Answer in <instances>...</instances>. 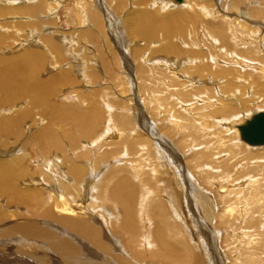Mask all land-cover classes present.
Here are the masks:
<instances>
[{"label": "rangeland", "instance_id": "1", "mask_svg": "<svg viewBox=\"0 0 264 264\" xmlns=\"http://www.w3.org/2000/svg\"><path fill=\"white\" fill-rule=\"evenodd\" d=\"M39 1L40 0H30V1H25V3L19 2L17 4L25 6L28 3L29 4H31V3L32 4H34V3L38 4ZM48 1L51 2L52 0H48ZM48 1H46V2L49 3ZM79 1L80 0H55L54 1L55 5L52 7V10L48 11L49 15H48V13L44 14L45 12L37 15V27H33V26L29 25V22L31 20H34L33 17H30L29 18L30 20H29L28 18H26V16H21V15L17 14V15H12V16L11 15L4 16V17L2 16L0 18V24L4 25L3 26L4 30H2V29H0V30L4 31V34L6 35V37L4 39L5 41L3 42V45L0 46V57H2V56H4V57L16 56V55L24 52L25 49L30 50V49L37 47V52H39L42 55V66H40L42 68L37 69V70H39V71H37V73H38L37 81H39L43 85H47L48 83H51L53 85V89H54V90H52V95L51 96L49 95L47 97L48 100L47 101L45 100L41 104H40V102L32 104L31 97L29 95L27 96V94L19 97V100H18L19 102L15 103V104L11 103L12 102L11 100H14V99L5 100V99H3L2 95H0V118L3 117L2 115H6V116H4L5 119L4 118L0 119V122L3 119L6 120V119H10V118H16L18 116L23 117V118L21 117V119L18 121L19 125L15 124L14 126H12V128L10 127L8 129L9 131L5 128H2L3 130L2 129L0 130V153L2 152V154H0V164L1 165L7 164L11 167V170L9 171L8 176H7L8 178L4 179V181L6 182V184H5L6 188L3 189V187L0 186V188H1L0 193L1 194H2L3 190H5V191L7 190L6 192H8V194H9V196L8 195L6 196L5 191H4L3 195L0 194V216H1V221H2V222L0 221V226L2 225V227L0 229V248L3 247V249H4L3 251L5 253L4 255L20 256L22 258H30L29 260H34V262L36 260L35 263H37V260H41V258L43 257L41 260V261L44 260L43 264H49V261H50V264H60V263L62 264L63 262H64L63 264H65V261H64L63 257L61 258V255L54 254V252H52L50 249L49 250L46 249L47 251L46 250L44 251L45 248L43 247V245L44 246H47V245L42 244L41 243L42 239L40 237L36 236V235H38L36 228L37 227L39 228V225H40L39 222H37V219L41 218V217L44 218V216L41 215V214H44V213H42V212H44L43 209H45V212H46V209H49L50 211L55 209L54 205L52 206V204H54V201H55L53 199L54 198L53 196L58 193L57 191L62 192V193L67 191L68 194L70 193L68 195L69 200L71 202L75 201L74 203H77V204H78V200H80L79 198L82 196V194L84 192H86L84 194V196H82L80 201L83 200V203H84L86 198H90L89 202H91V203H89L88 199H86L87 201L85 202V204H86L85 206L88 205L87 202L89 203V205L92 204V207L91 206L90 207L92 209H94L93 211L91 210V212H93L92 213L93 216L95 215V217H96V215L99 212H101V215L104 213L112 214V211L110 212L109 206L111 205L113 200L111 199V202L106 200L103 203L99 197L102 194H104V192H101V189L105 188V185L109 189V187L114 185L111 182L115 181V179H116L115 184H116V182L120 183L121 180H122L121 182H125V183L127 182V184H131V183L134 184L132 187H134V189H137L136 194L139 192L138 190L144 191L145 190L144 186L149 187V188L152 187L151 191L148 190L149 194L146 197L147 200L146 199H145L146 201L144 200L145 201L144 205L146 204L145 205L146 206L145 211L146 212L148 211L147 214L149 213L150 216H149V214L147 215L146 212H144V214H142L143 217L139 220L140 226L141 225L143 226V224L147 221V219H148V222H146V225L149 224L152 227H154L155 223H158V224L162 223L161 225L163 227V230L167 233L169 244H173V243H176L177 241H179L181 239L180 238L181 235L179 236V234L177 235V233L179 232L180 228H183L182 221L174 215L173 207L167 205V202L162 195L163 194L162 191L168 190L169 185H167L166 180L168 181L169 184L174 186V190L176 193H178V190L180 191V188H178L179 183L177 180V178H178L177 176L180 175L177 172V171H179V170H177L179 167L177 169H175L177 166H176V164H174L171 166L172 169L170 171V167L168 165H165V163H164V158H162L164 156L161 157V155H163V154L160 155V159L153 160V159H155L154 158V156H155L154 155V149H152L153 146L149 147V148L147 147L148 145H152L151 143L154 142L153 140H151L152 138H150L149 140H147V139L142 140V139H139L140 136H138V134H136V132H135V134H132L133 129H138L139 130L138 132H143V133L146 132L147 133V131H148L147 129L150 130L151 128H154V131L157 130L156 133H160V131L163 132V134L162 133H160V134L161 135L165 134L166 137L168 139H170L169 141L174 143L173 147H175L177 152H179V154H181L182 159L184 157L183 161L186 159L185 161H186L187 165L185 163V168L187 166V168H186L187 172L190 171L189 172V175L191 174L190 180L191 179L195 180V182H197V184L201 188L204 187L206 189L205 191H207V193L210 191L208 194H209L210 198H212V199L209 198L210 201H208L209 203L207 205H209L210 207L213 205L211 207L212 209H211V213L209 215L212 217L207 218L206 217L207 214L205 215L204 211L201 212V216H203L205 222L204 221H203L204 223L200 222V224L203 227V229L206 228L205 230H207L206 234H207V236L209 235L208 236L209 240H211V237H212V239H214L213 243H215V244H213V247L215 249L217 246L218 249L216 248L215 251L213 249V251L216 255L214 253L213 254L216 256V258H218L217 260H219V261L223 260V264H230L231 260L229 258L231 257L230 252H231L232 248H230L231 244L228 243L227 239L229 237H231V233L226 231V229H228V228L226 227L227 223L225 222V217L223 215V210H222V207H224L223 203H222L223 201L220 198L219 194L216 191L212 190L213 187L211 185H209L208 178L206 176H205V178H203V176H201L199 174L200 171L198 172V169L194 168L195 166H193L195 164V161H194L195 158H194L193 154H194V151L196 148L195 146L197 145V142L195 143V141H192V143H191L187 139L183 138L182 137L183 133H182V136H179V135L176 136L175 132H177V128L173 129V131H172V128L177 127V126H175L176 124L173 123L174 119H176V118H174L172 121L170 120V118L172 115L177 114V112L179 110L182 111L184 106H187V105L192 106L193 105L192 103L195 101H196L195 104L197 103V101L201 102V99H204L202 95L208 96L210 98L215 97L216 91L211 92L212 94L209 92H205V91L208 90L209 88H211L212 86L219 85V83H217V82L210 83L209 79L207 78L208 71L203 69V72H206V73L201 75L199 73L197 65H196L198 63L193 64L192 62L190 63V61H188V59L194 58L193 54H192L195 51L194 48L199 50V52L204 56V62L205 63L207 62L209 64L208 68L211 67L214 72L220 71L221 68H223L222 66H224V67H228V66L230 67L231 66L235 69V70L232 69V70H229L228 72L227 71L226 72H227V76L231 77L230 83L231 84L235 83V86L238 87V89H237L238 92L236 91V93H233V90H231V92H229V94H225L230 99V101H234V102L237 101L235 103L236 104L235 111L240 110V109L244 110V111H247L249 109L253 110L256 106L258 107L260 102H262L263 95L259 97L258 92L256 90H255V93H257L259 98H255L253 96L252 87H251L252 85L250 86V84L253 82H251V81H253V79H254V82L257 80L260 82V80L257 79V77L255 75H253L254 72L249 71L250 70L249 67L250 66L252 67L251 64L256 65L257 62L264 63L263 62L264 61V57H263L264 56L263 55L264 46L263 45H262L263 47L261 46V49L263 50V52L261 54L259 52H256V51L253 54V52H250V50L245 49L242 45L239 46V48H238L237 44L240 42V40L246 39L249 32L248 31H245L246 33L242 32L240 34V38H239V36H237V37L234 36L233 35V27L230 26V24L227 23L228 21L224 18L229 17V16H232V17L236 16V13H234V14L229 13L230 10L231 11L234 10V9H231L232 8L231 2L235 1V4L239 7H241V9L243 7H245V8H243L242 13H240L241 15L245 14L246 12H247L246 14H248V15L250 13L253 14L252 18H250V17H248V15H246L245 16L246 19L244 18L243 15L242 16L240 15V17L242 19L244 18L245 21H247V22H248V20L249 21L251 20V22H255L256 20L264 22V13H258L256 11L257 8L258 9L261 8V10L264 11V0H205V2L208 1L210 4L212 3L211 7L215 8V10L217 9L219 11V12L218 11H216V12H218L220 14V16H218V18L215 19L214 21H213V18L211 16L202 15V13L200 15H198L196 20H186V19H183L181 17L182 13L179 14V12H178V14H177V11H178L177 9H175V10L171 9V8H162L161 9L157 6V4L150 3L149 0H125L126 5L124 3H121V2L119 3L118 0H85L89 4L92 3L91 5L95 9L91 8V11L93 10V12L90 13L91 16L89 14L86 24H82V25H80L81 23L79 22V20H77L78 19L77 13L79 11V7H78L77 3ZM192 1H196V0H192ZM252 1H256L258 4H256V3L253 4ZM223 5H224V7H223ZM48 6L49 5H46V8ZM17 7H20V6H17ZM106 7H108L109 9ZM80 10H81V8H80ZM185 10L187 11L188 8ZM226 10H228L229 12L227 13ZM50 13H51V15H50ZM140 13L150 14L151 16H154L157 19L160 18L163 21H168V17L170 15H176V17H174L173 19H171L169 21V24L176 22V21H179L181 28L178 30H174L173 34L170 36H167L162 30L157 31L155 33V35L151 38L147 37L146 35L143 36L141 33L138 32L136 26L134 25V22L137 21V18L139 17ZM254 19H256V20L254 21ZM20 21H23V22L26 21L25 24H27V25L25 27H19V25H17V24ZM38 21H42L45 24L40 25V23H39V26H38ZM90 21H92V22H90ZM212 22L216 25L215 29H213ZM235 25L237 27L240 26L239 24H235ZM254 25H257V24H254ZM220 26H221V28H220ZM217 27H219V29H216ZM87 28H89V30ZM84 30H87V32H85ZM224 30H225V32H224ZM212 31L215 33H212ZM231 32H232V34H231ZM223 33H225V35H222ZM216 34L218 35V37L219 36L220 37L218 38ZM120 35L122 36V38ZM215 35H216V38L218 40L217 44H215V42H214ZM221 35L224 37H221ZM249 35L247 37L248 39H249ZM92 36H94V37H92ZM226 36H228V37H226ZM83 37H85V39H87V40H84ZM225 38H226V40H224ZM71 39H73V40H71ZM222 39H223V41H222ZM47 40H50L52 43L56 44L57 45L56 48L52 47L51 46L52 44L50 45L47 42ZM193 40H194V43L191 42ZM122 41H123V43H122ZM189 41H190V43H189ZM124 43H125V45H124ZM218 43H220V44H218ZM223 43H224V45H222ZM228 44H230L231 46L234 45V47L233 46L231 47ZM239 44H241V42ZM169 45L176 47L179 54L177 55L174 53H170L166 49V47ZM241 47H243L244 50L241 49ZM216 49H218V50H216ZM224 50L228 54L230 53L229 56L226 55L227 53ZM238 51H240L241 53L240 52L238 53ZM247 51H249V52H247ZM224 52H225V54H224ZM237 53H238V55L245 54V55H243L244 57H249V59H254V60L257 59V60L255 62H250V63L248 62L249 63V64L247 63L248 65L242 64V66L246 67V68H242V66H241L240 67L241 69H240V68L236 67V66H238V64L234 65V63H237V62L239 63L241 61V59H239V58L235 59L237 57ZM251 53H252V55H251ZM232 54H233V59H232ZM246 54H247V56H246ZM222 55H223V57H222ZM209 56L210 57L213 56L214 58H210ZM150 57H152V58H150ZM176 58H178L180 60V63H182V65L180 63H179L180 65L178 64L179 67L182 66L181 68H178L179 73H177V74L179 77L178 76L174 77L173 72L175 71V69H170V68H167V66H166V63H169L170 61H174ZM229 58H231V59H229ZM215 59H217V60H215ZM230 60H232V61H230ZM233 60H237V61L234 62ZM187 62H189V64ZM184 63H187V65H189V66L186 67V64H184ZM216 63L221 65V66L216 65ZM144 68H145V70H143ZM146 68L149 71H147ZM182 68H183V70H181ZM236 68L239 69V71H240L239 73H243V71L246 72V73L244 72V75H247V78H248L247 82L249 85L247 84V86H245L242 84L243 88H239V86L241 85L240 79L238 81V78L236 79V77H232V76H236L238 74V72L236 71ZM153 69L155 72L153 71ZM189 69L192 70L191 71L192 73L191 72L188 73L190 75L187 74V71ZM176 71H177V68H176ZM89 72H90V74H89ZM247 72H249V73H247ZM125 73H126V76H125ZM127 73H128V75H127ZM147 73H149L148 74L149 77L146 76ZM162 74H164V78H162L163 77ZM249 74H250V77H248ZM87 75H89V76L91 75V77H89ZM151 75H153V76H151ZM158 75H160L159 78H158ZM252 75H253V79H251ZM128 76H129V80H128L129 83L126 80V79H128L127 78ZM182 76H183V78H182ZM160 77L162 78V80L164 79L163 80L164 82L160 81V79H161ZM166 77H168V79H166ZM143 78H145V79H143ZM181 78H182V80H180ZM249 78L251 81H249ZM152 79H153V81H154V79L156 80L155 81L156 84H155V82L152 83L153 82ZM169 79H171V81L173 80L172 81L173 83L172 82L168 83V82H170ZM194 79H196V80H194ZM223 80H224V78L222 79V81ZM157 82L158 83L161 82V84H158ZM151 83H152V88L150 87ZM255 83H253V84H255ZM153 84L156 85V87ZM178 84H179V86H178ZM261 84L264 85V83H261ZM163 86H166V87H163ZM147 87H148V89H147ZM172 87H174L175 89ZM246 87L248 88V89H246L247 91H245ZM149 88H151V89L154 88L153 89V90H155L154 92H156V91H158V92L154 93L153 90L151 91ZM176 88H178V89H176ZM183 88H185V90H186L185 92H189V93H184ZM167 89L168 90L172 89L171 91H173V96L171 95L172 92L168 91ZM163 90H164V92H163ZM174 90H175L176 94H175ZM197 91H198V93H196ZM149 92H153L154 94L149 93ZM165 92L170 93L169 97H171L172 99L171 98L169 99V97H167L168 93L166 94ZM1 93H2V91H1ZM150 94L154 95L157 100L154 99L155 101L153 102V100H151V99H153L154 97ZM165 94L167 96H165ZM186 94H187V97H186ZM222 94H220V95H222ZM181 95H182V98H184V99H182L180 97ZM156 96L159 98L160 103L157 102L158 98ZM238 96H240V97H238ZM27 97H28V100L26 99ZM163 97L165 100L163 99ZM176 97H178V98H176ZM167 98H168V100H173V98H174L175 101H172V102L169 101L168 102V100H166ZM175 98L177 99V101ZM24 99H25V101H24ZM29 99H30V102H29ZM215 99H218V98H215ZM81 100L83 102L86 100V102H84L85 105L82 104ZM182 100L186 103L183 104ZM93 101H94V103H93ZM181 101H182V103H179ZM8 102H9V104L7 105ZM75 102L78 104L76 105ZM149 102H151V103H149ZM156 102L159 105H157ZM2 103H4V104H2ZM72 103H73V105H72ZM92 103H93V105H92ZM174 103L176 104V106ZM151 104L154 105L152 107V109L155 111H153L151 109V106H152ZM167 104H168V106H167ZM170 104H171V106L174 107V108L172 107L174 109V110L172 109L174 111V114L172 113L173 112L172 110L170 111L171 113H169L171 106H170V109L167 110L169 108ZM69 105H71V107L76 111V114L79 113V115L81 112H82L81 114L84 115L86 110H88L87 111L88 114H85V115L86 116L88 115V117H89V115L91 116L90 118H91V120H93L92 123L98 120L96 122L97 123L96 125L100 124L99 126H101V127H99V126L95 127L96 125L93 126L95 123H93V124L89 123V122H91L90 118L88 121V117L86 118L85 115L83 117L85 119H87L88 122L87 121L86 122L89 123L87 125H86L84 120L82 122L80 121L81 124L79 122H78L79 124H77L75 122L76 123V124L74 123L75 125L73 123L72 124L67 123L68 126L65 123H63L64 125L61 124V122L59 123L58 120L59 119L62 120L61 115L64 112L63 107L66 109V108L70 107ZM103 106H105V108ZM106 106H108V108L110 107L109 110H107ZM157 106H158V109L156 108ZM71 107L69 109H71ZM75 107H77V108H75ZM80 107H82V109ZM122 107H123V109H122ZM164 107H166L165 109L167 111L164 109ZM5 108H7V109H5ZM91 108H94V110L96 109L95 111H97V112L93 113L95 111ZM124 108L127 109L128 111L127 110L123 111ZM160 108L161 109L163 108V110H165L166 112H164V111L161 112L162 110ZM52 109H53V113H52ZM56 110H58V112L60 114L58 112H56ZM60 110L62 113L60 112ZM159 110H161L160 113H159ZM54 111L57 114H54ZM119 111H121V112H119ZM180 111L178 112V114L181 113ZM20 112H22V113H20ZM129 112L130 113L133 112V115L130 114ZM231 112L232 111H229L228 113H231ZM99 113L101 114L100 117L103 116L102 118H100V117L98 118V116L100 115ZM125 113L127 114L126 116H128V114H129L128 118L125 116ZM166 113H168L170 115H168ZM21 114H23V115H21ZM94 114H97V115H94ZM57 115H58V117H57ZM122 115H123V117H122ZM182 115H183V113L180 114L181 117H182ZM165 116H167V117H165ZM56 117H57V119H56ZM94 117L97 120L96 119L94 120ZM52 118H54V120H52ZM67 118H69V117H67ZM67 118H66V120L65 119L62 120V122L67 121L68 120ZM121 118L124 120L123 122H122ZM106 119L109 122L110 121L111 122L110 123H108V121L105 122ZM117 119H119V120L117 121ZM128 120H130V126L128 125V123H129V122H127ZM70 121H73V119L70 118ZM164 122L165 123L167 122V124H165ZM84 124L86 126H84ZM90 124H92L91 126H93V128L94 127L95 128L93 129L90 126ZM113 124H115L117 127H115V125H113ZM117 124H119V126ZM65 126L67 129H64ZM80 126L81 127L84 126V128L82 127V129H87V130L89 128H91L93 131L91 130L92 132H90L89 131L90 129H89L88 130L89 133H84ZM105 126L117 128L116 131L118 129L122 128V129L117 131V132H120L121 134L123 132L122 142L116 144L117 141L116 142L114 141L115 143L112 141L113 143H111V140H109V141L103 142L104 144L100 145L99 147H98V144H97V147L96 146L92 147V145L90 143L88 144L86 142L87 140L90 141V140H92L93 137L98 136L99 133H102L101 131H103V132L106 131L108 129V127H105ZM166 126H169V128H167ZM73 127H76L74 129V131L72 130ZM102 127L103 128L105 127V128L103 130H100V129H102ZM79 129H81V130L79 131ZM130 130H131V132H130ZM47 131H48V133L49 132H51V133L46 134ZM167 131H169V132H167ZM219 131L220 130H217V132H219ZM68 132L69 133L72 132V133L67 134ZM79 132H81V133H79ZM170 132H172V133H170ZM129 133L132 136H129L130 135ZM50 134L55 135V136H53L55 139ZM79 134H81V135H79ZM86 134H89V135L87 136ZM127 134H129V135H127ZM46 135L48 137L50 135L52 138H50V137L48 138ZM75 135H76V137H75ZM85 135H86V137H85ZM105 135L107 136V133ZM114 135L117 136V134H114ZM80 136H81V138H80ZM79 139L81 140L82 143L78 142V141H80ZM115 139H117V138L115 137ZM189 139H191V138H189ZM49 140L52 142H50ZM70 141H74L77 144L74 143L75 145H72L73 143H71ZM48 142H50V144ZM55 143H58L60 145H58V144L55 145ZM110 143H111V145H110ZM175 144L178 148L175 146ZM130 145L132 147H129ZM142 145H146V147L150 151H147L148 149L146 150V147H145V150H143L144 152L141 151L139 148H141ZM190 145H193V146H190ZM57 146L59 147V149ZM142 147H144V146H142ZM79 148H82V149L79 150ZM125 149L127 150V152ZM8 150H9V152H8ZM4 151H6L7 153H4ZM86 151H88V152H86ZM146 151H147V153H146ZM185 151H187V152H185ZM222 151H227V150L223 149ZM12 152H14V153H12ZM236 152L241 153L240 155L242 156L243 159H246V161L251 160L250 157H252V158L253 157L264 158V145L259 146L258 148L255 146L242 145V146H240L239 151H236ZM124 153L129 154V156L125 155ZM44 156H46V157H44ZM67 156L69 158H66ZM138 156H139V158H138ZM145 156H146V158H145ZM185 156H187V157H185ZM48 157L51 159H49ZM141 157H142V159H140ZM59 158H61V159H59ZM82 158H83V160H82ZM103 158H105V159H103ZM43 159H44V161H43ZM145 160H146V163L149 164V165H147L145 163L146 167L142 165V164H144ZM195 160L198 161L197 163H200V162L202 163L204 161L208 163V159L204 155L202 156V158L195 159ZM131 161L133 163L135 162L136 164L135 163L133 164ZM139 161H140V163H139ZM154 161H156L157 164L158 163L161 164V165L158 164L161 167V169L159 166L157 167V164H154L155 163ZM157 161H159V162H157ZM124 162H126V163H124ZM137 162L139 164H137ZM152 162H154V163H152ZM75 163H77L79 165H81V163L84 164L83 166H81L84 168L83 169L84 175L82 176L84 178H81L79 176H78L79 178L78 177L75 178L76 174H75V171H73V169H72L73 165H75ZM131 163H132V165H131L132 167H130ZM151 163L153 164V166L156 165L155 169H158V172L156 173L157 175L154 174L155 172L152 171V169H151L152 164ZM13 164H14V166H13ZM48 165H49V167H48ZM87 165L89 168L87 167ZM135 165H136V168H138V169L141 166L143 167V169L142 170L139 169V172L137 173L142 178L143 181L142 180L141 181L136 180L133 177L135 173L131 172V171H133V167H135ZM138 165H139V167H137ZM46 166H47V168H46ZM99 166H101V168ZM39 167H41V169ZM54 167H55V169H54ZM42 168H43V170L45 168V170L43 171ZM94 168L97 169V171ZM127 168L132 169V170L128 171ZM92 169H94V170H92ZM98 169H101V170L99 171ZM109 169H110V171H109ZM50 170H51V172H50ZM89 170L90 171L92 170V173L89 172ZM148 170H150V171H148ZM40 171H42V172H40ZM61 171H63V173ZM64 171L69 173L70 176L65 172L67 174V176H69L70 178L68 177V179L66 178V180L64 178H62L66 175L64 173ZM109 172H111V173H109ZM36 173H41V174L43 173L45 180L47 179L46 182L43 181L44 180V178H42L43 175L36 174ZM54 173H57V174H55L56 176L54 175ZM95 173H97V176ZM181 173H182V171H181ZM256 173L257 172L254 169H245V170H242L239 172H235L233 179H238L240 177L247 176V175H253V174L255 175ZM31 174H32V176H31ZM164 174H165V176H164ZM61 175H62V177H58ZM73 175H74V177H73ZM90 175H91V179H90V177H88ZM160 175L162 176V178ZM169 175H171V177L173 176V179H176V180H174V182L176 181V183H173V179L171 180L168 177ZM17 176L19 179L17 178ZM40 176H42V177L40 178ZM46 176L49 177V179ZM52 176L54 178L55 177L56 178L54 179ZM111 176H112V179L110 178ZM116 176L119 177L120 179L119 178L117 179ZM57 177L60 179H63L64 182L71 179L73 183H70L71 180L67 181V183H65V184L66 185L68 184L67 185L68 190H65L64 189L65 187L63 185L57 183V181H61L60 179L58 180ZM157 177H159V178H157ZM92 178L94 179L93 181H95L94 183L92 181ZM7 179H9V180L7 181ZM74 179H75V182H74ZM38 180L42 181V183ZM49 180H51L50 183H49ZM205 180H207V182H205ZM98 181H99V183H98ZM132 181H134V182H132ZM79 182H80V184H79ZM29 183L30 184L32 183V184L30 185ZM43 183H48V184L43 185ZM85 183H86V185L83 186V184H85ZM23 184H25V185H23ZM14 186H18V188L17 187L15 188ZM23 186H24V188H23ZM36 186H37V189L34 188ZM47 186L49 187V189L52 187L51 188L52 191L51 190L49 191V189L47 190L46 189ZM69 187H71V188H69ZM14 188L16 191L14 190ZM38 188L40 191H43V192L39 191V193L38 192L36 193ZM72 188L73 189L75 188L76 190L71 193V191H73ZM12 189L14 190L13 192H12ZM17 189H19L20 191L23 190V192L25 191V193H23V192L19 193V190H17ZM8 190H10V191H8ZM60 190H62V191H60ZM97 190H99V191L97 192ZM152 190H154L155 192H153ZM47 191H49L50 194H47V193H49ZM89 191H92V192H89ZM15 192H16V194H15ZM44 192L46 195V199L48 201L49 200H51V201H49L47 203L44 201V200H46L45 195L43 194ZM89 193L93 194L94 196L90 195ZM155 193H157V194H155ZM219 193L222 194L221 192H219ZM11 194H13L12 195L13 198H12ZM35 194H37V195H35ZM39 194H41V195H39ZM78 194H79V196H78ZM178 194H180V193H178ZM214 194H216V195H214ZM16 195L18 198H16V202H15L14 197H16ZM139 195H140V193H138V197H139ZM42 196H44V197H42ZM159 196H161V198ZM5 197L6 198L8 197L9 200H7L8 198L5 199ZM48 197H50V199ZM51 197H53V198L51 199ZM148 197H150V198H148ZM20 198L22 200H24V202L21 201ZM217 198H219L221 200H219ZM10 199L11 200L13 199L14 203H12L13 201H11ZM40 199H42V200H40ZM75 199H77V200H75ZM182 199L178 200V207L179 208L182 207V204H183ZM18 201H19V203H18ZM94 201L96 203H94ZM113 202H115V201H113ZM117 202H118L117 205H120L122 207L121 201H117ZM147 202H149V203H147ZM22 203H24V204H22ZM80 203L83 204L82 202H80ZM46 204H48V205H46ZM21 205H24V206L22 207ZM45 205H46V207H45ZM154 206H156V207H154ZM19 207L22 209H19ZM38 207H39V209L37 210ZM87 207H89V206H87ZM123 208H125V207H123ZM184 209L185 208L183 207V209L181 211L186 213V211H184ZM41 210H43V211H41ZM159 211L163 212V213H159ZM219 211H221V213ZM11 212L13 213V215ZM155 212L157 214L159 213V215H157V214L155 215ZM165 212H166V214H165ZM170 215L172 217L173 216L174 217L172 218ZM2 216H4V217L10 216V217H8L10 219H7L6 217L4 218ZM156 216L157 217L159 216V217L157 218ZM169 216L172 219H170ZM95 217H92L93 223L96 222L95 221L96 219H94ZM165 217H167V218L164 219ZM156 218L158 220H156ZM24 219H27V221L25 220V224L23 222ZM101 219H102V222L104 223L103 218H101ZM6 220H7V223L10 222V224L9 223L7 224ZM32 220H33L34 224L32 223ZM151 220L154 222H152ZM171 220H174V221H171ZM207 220L210 222V224H212L211 225L212 229L210 228L211 226L207 223ZM217 222H218V224H217ZM151 223H153V224H151ZM98 224H100V223L98 222ZM200 224H198V225H200ZM108 226L110 227V230H111L112 225H110L108 223ZM213 226H214V228H213ZM5 227H7V228H5ZM31 227H32V229H31ZM15 228H16V230H15ZM51 228H52V230L55 231V229H53V227H51V226H49L48 229L50 230ZM166 228L168 231L166 230ZM26 229L28 230L27 233L30 232V230H31L29 235H27V233L25 232ZM45 229H46V227H45ZM170 229H171V231H170ZM198 229H200V228L198 227ZM208 230L211 231L212 233L211 232L207 233ZM171 232L173 234H171ZM44 234L47 235V232ZM32 235H35L39 239L37 238L38 239L37 240L35 238V236H32ZM122 236L128 240H138L139 239V232H138V230L126 231V232H122ZM4 237H6V238H4ZM27 237L30 239V241L28 240ZM30 237L34 238V240L36 239L37 241L36 240L34 241ZM183 237L187 238L186 233ZM7 238H9V239H7ZM25 238H26V240H25ZM188 238H189V234H188ZM199 241L202 243L201 248H203L204 251L209 252L208 245H206L207 242L202 241V240H199ZM33 243L37 244L36 249L34 248L35 245ZM192 243L188 244V245H189V248L191 247V249L194 250ZM24 244H25V246H24ZM31 244H33L34 246H31ZM205 245H206V247H205ZM21 246L24 248L23 250H22ZM31 248L33 249V251ZM227 248H229V250ZM29 249H31V251ZM194 251L196 252V247H195ZM21 252H24V253H21ZM218 252H219V254H218ZM33 253H35L36 255H34ZM37 255H41V258L39 257L40 258L39 259L37 257ZM46 257L48 259H45ZM47 261H48V263H47Z\"/></svg>", "mask_w": 264, "mask_h": 264}, {"label": "bare ground", "instance_id": "2", "mask_svg": "<svg viewBox=\"0 0 264 264\" xmlns=\"http://www.w3.org/2000/svg\"><path fill=\"white\" fill-rule=\"evenodd\" d=\"M25 1H30V0H0V18L3 16H9V15H21V16H26V18H30V17H33L34 20H31L29 22V25L33 26V27H37V15L41 14V13H44V14H47L48 11H51L52 10V7L55 5L54 1L55 0H52L51 2L47 3L45 0H40L37 3H34V4H27L25 6H22V5H18L17 3L19 2H24ZM119 3H124L125 4V0H118ZM150 3H153V4H157V6L159 8H171V9H177V14L179 12L182 13L181 14V17L183 19H186V20H196L198 15H200L202 13V15H208V16H211L213 18V21L215 19L218 18V16H220V14L218 13L219 11L215 8H212L211 7V4L207 1L205 2V0H196V1H192V0H182V1H177V0H149ZM47 3V4H46ZM59 3V2H58ZM118 3V4H119ZM253 4H258L256 1H252ZM92 3H88L87 1L85 0H80L77 5L79 7V11L77 13L78 15V19L79 22L81 23L80 25L82 24H86L87 22V18H88V15L93 12V10L91 11V8L92 9H95L92 7L91 5ZM95 4V3H94ZM102 4V3H101ZM4 5V6H3ZM45 5V6H44ZM46 5H49L47 8H46ZM57 5V4H56ZM106 5V4H105ZM126 5V4H125ZM17 6H20V7H17ZM107 6V5H106ZM101 7V6H100ZM104 7V6H103ZM224 7V5H223ZM231 9H234V10H230V12L228 10H226V12L228 13H236V16L235 17H232V16H229V17H226L224 19H226L228 22V24H230V26L233 27V35L234 36H239L240 38V34L242 32H245V31H248V35H249V39L246 37V39L244 40H240L241 44H237L238 48L239 46H243L245 49H248L250 50V52H259L260 54L263 52V50L261 49V46L263 45L264 46V22L262 21H257L256 19H254L255 22H251V20L248 22L245 21L246 19V15L248 14H242L244 16V18L242 19L240 17V13H242V9L241 7L237 6L235 4V1L234 2H231ZM81 8V10H80ZM108 8V7H106ZM188 10L186 11L185 9ZM249 8V7H248ZM256 8V7H255ZM260 8V7H259ZM77 9V8H76ZM109 9V8H108ZM112 10V9H111ZM218 11V12H216ZM250 11V10H249ZM256 11L258 13H264L263 10L260 9H256ZM109 13V12H108ZM94 14V13H93ZM226 14V13H225ZM49 15V13H48ZM51 15V13H50ZM241 15V16H242ZM91 16V14H90ZM253 14H249L248 17L252 18ZM255 16V15H254ZM113 17V16H112ZM174 17H176V15H170L168 17V21H163L162 19H157L156 17L154 16H151L150 14H147V13H140L139 14V17L137 18V21L134 22V25L136 26L137 30L139 33H141L143 36L146 35L147 37H153L155 35V33L159 30H162L167 36H170L173 34L174 30H178L181 28L180 26V23L179 21H176V22H173L171 24H169V21L171 19H173ZM25 18V17H24ZM94 18V17H93ZM263 19V18H262ZM30 20V19H29ZM28 20V21H29ZM76 20V21H77ZM96 20V19H95ZM94 20V21H95ZM223 20V19H222ZM260 20V19H259ZM72 21V20H71ZM75 21V22H76ZM26 21H20L17 25H19V27H25L27 24H25ZM78 22V21H77ZM92 22V21H90ZM97 22V21H96ZM39 23L40 25H43L45 24L44 22L42 21H38V26H39ZM94 23V22H93ZM112 23V22H111ZM88 24V23H87ZM97 24V23H96ZM213 24V29H215V24L212 22ZM235 24H239L240 26L237 27ZM254 24H257V25H254ZM223 25V24H222ZM221 25V26H222ZM4 25H1L0 24V29L4 30ZM45 26V25H44ZM220 26V28H221ZM227 26V25H226ZM89 30V28H87ZM216 29H219V27H217ZM85 32H87V30H84ZM99 31V30H98ZM215 31V30H214ZM220 31V30H219ZM218 31V32H219ZM223 31V30H222ZM113 32V31H112ZM116 32V31H115ZM114 32V33H115ZM225 32V30H224ZM79 33V32H78ZM212 33H215L212 31ZM246 33V32H245ZM118 34V33H117ZM228 34V33H227ZM232 34V32H231ZM103 35V34H102ZM217 35V34H216ZM216 35H215V38H214V42L215 44H217V38H216ZM222 35H225V33H223ZM221 37H224L222 36ZM230 35V34H229ZM245 35V34H244ZM112 36V35H111ZM121 36V35H120ZM231 36V35H230ZM6 35L4 34V31H1L0 30V46L3 45V42L5 41ZM94 37V36H92ZM218 37V35H217ZM220 37V36H219ZM218 37V38H219ZM228 37V36H226ZM84 40H87L85 39V37H83ZM122 38V36H121ZM238 38V39H239ZM245 38V37H244ZM73 40V39H71ZM226 40V38L224 39ZM231 40V39H230ZM7 41V40H6ZM70 41V40H69ZM121 41V40H120ZM223 41V39H222ZM234 41V40H233ZM232 41V42H233ZM237 41V40H236ZM47 42L54 48H56V44L52 43L50 40H47ZM91 42V41H90ZM96 42V41H95ZM192 43H194V40L191 41ZM119 43V42H118ZM121 43V42H120ZM123 43V41H122ZM190 43V41H189ZM222 43V42H221ZM89 44V43H88ZM220 44V43H218ZM232 44V43H231ZM23 45V44H22ZM125 45V43H124ZM224 45V43L222 44ZM230 45V44H228ZM231 46V45H230ZM234 47V45H232ZM231 46V47H232ZM236 46V47H237ZM262 46V47H263ZM220 47V46H219ZM222 47V46H221ZM241 47V49L244 50V48ZM237 48V49H238ZM25 49V48H24ZM121 49V48H120ZM166 49L170 52V53H174V54H179L178 50L176 49V47H173L171 45L167 46ZM165 49V50H166ZM166 50V51H167ZM194 52L192 53L193 54V57L192 59H188V61H190V63L192 62L193 64L194 63H198L196 64L197 65V68H198V71L201 75L205 74L206 72H203V69L207 70L208 73H207V78L209 79L210 83H214V82H217L219 83V85H216V86H210L211 88H209L208 90H206L205 92H215V97L213 98H210L208 96H205V95H202L204 99H201V102L197 101V103L195 104V102H193L192 106H184L183 107V110L180 111L181 113H183L182 117L180 116V114H174V107L171 106V104L169 105V108L167 110L170 109V106H171V109L169 110V113H171L170 111L172 110L173 114L170 118V120L172 121L174 118V122L177 126V127H174L172 128V131L173 129L177 128V132L176 133V136H182V133H183V138L187 139L188 141H190L192 143V141H195V143L197 142V145L195 146V151H194V158L195 159H200L202 158V156H206L207 159H208V163L207 162H200V163H197L198 161H195V164L193 166H195L194 168L198 169V172L200 171V175L203 176V178H205V176L208 178V183L209 185H211L213 188L212 190L213 191H216L220 198L222 199V203H223V206L222 207V210H223V215L225 217V222L227 223L226 224V227L228 229H226V231L230 232L231 233V237H229L227 240H228V243H230V248L231 249V252H230V264H264V158L262 157H250L251 160L249 161H246V159H243L242 156L240 155L241 153H238L236 151H239V148L240 146L242 145H245V146H252V145H249L247 142H245L244 140H242L241 138V132H240V129L239 127L243 124H245L248 120L252 119L253 116L255 114H258L260 112H264V85L261 84V83H264V63L262 62H257L256 65L255 64H251L252 67L250 66V70L249 71H252L254 72L253 75H255L257 77V79L260 80V82L257 80L254 82V79H253V75L251 77V79H253V81L250 80L249 78V81L255 83H251L250 86L252 87V92H253V96L255 98H259L260 96L263 95V100L262 102H260V104L258 105V107L256 106L253 110H247V111H244V110H236L235 111V108H236V102L234 101H230V99L227 97V95L225 94H229V92H231V90H233V93H236L238 87L235 86V83L231 84L230 83V78L231 77H228L227 76V72L229 70H235L233 67H224L222 66L223 68H221L220 71H217V72H214L212 70V68H208L209 67V64L206 62H204V56L199 52L198 49L194 48ZM218 50V49H216ZM230 50V49H229ZM167 51V52H168ZM225 51V50H224ZM123 52V51H122ZM226 52V51H225ZM224 52V54H225ZM230 52V51H229ZM240 51H238L239 53ZM244 52V51H243ZM249 52V51H247ZM222 53V52H221ZM227 53V52H226ZM236 53V52H235ZM237 53V58L241 59V61L238 63H234L235 64H238V68H240L242 66V64H247L248 62H255L256 60L254 59H249V57H244L243 55H238ZM241 53V52H240ZM158 54V53H157ZM230 54V53H229ZM229 54L227 53L226 55L229 56ZM252 55V53H251ZM250 55V56H251ZM264 55V53H263ZM227 56V57H228ZM247 56V54H246ZM249 56V55H248ZM261 56V55H260ZM156 57V56H155ZM210 57V56H209ZM216 57V56H215ZM223 57V55H222ZM255 57V56H254ZM262 57V56H261ZM264 57V56H263ZM78 58V57H77ZM152 58V57H150ZM149 58V59H150ZM210 58H214L213 56H211ZM251 58V57H250ZM260 58V57H259ZM227 59V58H226ZM231 59V58H229ZM228 59V60H229ZM232 59H233V54H232ZM148 60V59H147ZM214 60V59H213ZM217 60V59H215ZM184 61V60H183ZM182 61V62H183ZM220 61V60H219ZM232 61V60H230ZM234 62H236L237 60H233ZM224 62V61H223ZM264 62V61H263ZM180 60L178 58H176L174 61H170L169 63H166V66L167 68H170V69H175V71L173 72V75L174 77L178 76L177 73H179L178 71V68H181L182 66L179 67V65L182 63H180ZM189 64V62H187ZM187 63H184L186 64V67H188L189 65H187ZM226 63V62H225ZM231 63V62H230ZM248 63V64H249ZM179 64V65H178ZM247 64V65H248ZM150 65V64H149ZM153 65V64H152ZM177 65V66H176ZM216 65L218 66H221L219 64L216 63ZM233 65V66H234ZM246 65V66H247ZM42 55L37 52V47L36 48H33V49H30V50H24V52L16 55V56H12V57H9V56H2L0 57V95H2L3 99L5 100H11V99H14V100H11L12 104H15L17 102H19V97H21L22 95H25L27 94V96L29 95L31 97V102L32 104L34 103H39L40 104L42 102H44L45 100L47 101L48 100V96L52 95V90L53 89V85L51 83H48L47 85H43L42 83H40L39 81H37V70L38 68L41 69L42 67ZM217 67V66H216ZM254 67V68H253ZM79 68V67H78ZM150 68V67H149ZM176 68H177V71H176ZM242 68H246V67H243ZM147 69V68H146ZM155 69V68H154ZM153 69V71H154ZM241 69V68H240ZM145 70V68L143 69ZM156 70V69H155ZM183 70V68L181 69ZM190 70V69H189ZM187 71V74L189 72H191L192 70L190 71ZM246 70V69H245ZM147 71H149L147 69ZM171 71V70H170ZM227 71V72H226ZM236 71L238 72V74L236 76H232V77H236V79L238 78V81L240 79V86L239 88H243L242 87V84L247 86L248 82H247V75H244V72L243 73H239V69L236 68ZM247 71V70H246ZM155 72V71H154ZM153 72V73H154ZM182 72V71H181ZM242 72V71H241ZM251 72V73H252ZM192 73V72H191ZM195 73V72H194ZM246 73V72H245ZM249 73V72H247ZM250 73V74H251ZM90 74V72H89ZM146 74V73H145ZM149 73H147L146 76H148ZM155 74V73H154ZM183 74V73H182ZM242 74V75H241ZM250 74L248 75V77H250ZM128 75V73H127ZM164 78V74H162ZM180 75V74H179ZM190 75V74H188ZM89 76V75H87ZM125 76H126V73H125ZM153 76V75H151ZM160 75H158V78H159ZM206 76V75H205ZM91 77V75L89 76ZM149 77V76H148ZM169 77V76H168ZM168 77H166V79H168ZM173 77V76H172ZM179 77V76H178ZM88 78V77H87ZM128 80H129V76L127 77ZM131 78V77H130ZM152 78V77H151ZM161 78V77H160ZM162 78L160 79V81H163ZM183 78V76H182ZM182 78L180 80H182ZM224 78V80L222 81V79ZM145 79V78H143ZM165 79V80H166ZM172 79V78H171ZM170 80V82L168 83H171L172 81ZM177 79V78H176ZM185 79V78H184ZM125 80V81H126ZM150 80V79H149ZM175 80V79H174ZM190 80V79H189ZM196 80V79H194ZM234 80V79H233ZM262 80V81H261ZM153 81V79H152ZM151 81V82H152ZM156 80L154 79V81L152 83H154ZM188 81V80H187ZM208 81V82H209ZM164 82V81H163ZM190 82V81H189ZM203 82V81H202ZM129 83V82H128ZM152 83L150 85V87L152 88ZM158 83V82H157ZM173 83V82H172ZM177 83V82H176ZM250 83V82H249ZM156 84V82H155ZM158 84H161L158 83ZM163 84V83H162ZM185 84V83H184ZM192 84V83H191ZM149 85V84H148ZM154 85V84H153ZM165 85V84H164ZM170 85V84H169ZM221 85V86H220ZM249 85V84H248ZM156 87V85H154ZM153 86V87H154ZM159 86V85H158ZM179 86V84H178ZM203 86V85H202ZM249 86V87H250ZM163 87H166V86H163ZM168 87V86H167ZM187 87V86H186ZM201 87V86H200ZM149 88L151 91L154 89H151ZM160 88V87H159ZM169 88V87H168ZM174 88V87H172ZM188 88V87H187ZM198 88V87H197ZM215 88V89H214ZM148 89V87H147ZM166 89V88H165ZM170 89V88H169ZM175 89V88H174ZM178 89V88H176ZM184 89V93H189V92H185V88ZM246 89H248L247 87L245 88V91H247ZM157 90V89H156ZM168 90V89H167ZM172 90V89H171ZM171 90H168V91H171ZM201 90V89H200ZM255 90L258 92V95L257 93H255ZM2 91V93H1ZM155 90H153L154 92ZM166 91V90H165ZM251 91V90H250ZM130 92V91H129ZM147 92V91H146ZM149 92V93H157L158 91L156 92ZM164 92V90H163ZM172 92V96H173V91ZM175 92V90H174ZM238 92V91H237ZM251 92V93H252ZM148 93V92H147ZM166 94L168 92H165ZM180 93V92H179ZM198 93V91L196 92ZM223 93V94H222ZM150 94V95H152ZM165 94V96L169 97V94L168 93L167 95ZM176 94V92H175ZM212 94V93H211ZM222 94V95H220ZM156 95V94H155ZM179 95V94H178ZM183 95V94H182ZM182 95L180 96L182 98ZM196 95V94H195ZM154 98L151 99L153 100V102L155 101L154 99L155 96L152 95ZM164 96V97H165ZM175 96V95H174ZM205 96V97H204ZM211 96V95H210ZM225 96V97H224ZM82 97V96H81ZM150 97V96H149ZM157 97V96H156ZM163 97V99H164ZM184 97V96H183ZM186 97H187V94H186ZM194 97V96H193ZM199 97V96H198ZM240 97V96H238ZM158 98V97H157ZM166 98V97H165ZM171 97H169L170 99ZM178 98V97H176ZM175 98V99H176ZM192 98V97H191ZM190 98V99H191ZM215 98H218V99H215ZM28 100V97L26 98ZM50 99V98H49ZM93 99V98H92ZM172 99V98H171ZM180 99V98H179ZM184 99V98H182ZM193 99V98H192ZM191 99V100H192ZM247 99V98H246ZM261 99V98H260ZM84 100V99H83ZM157 100V99H156ZM165 100V99H164ZM163 100V101H164ZM168 100V98L166 99ZM181 100V99H180ZM179 100V101H180ZM194 100V99H193ZM196 100V99H195ZM250 100V99H249ZM25 101V99H24ZM82 101V100H81ZM162 101V102H163ZM169 101H175L174 98L173 100H168ZM177 101V99H176ZM183 101V100H182ZM179 102V103H182ZM29 102H30V99H29ZM80 102V101H79ZM86 102V100L84 101ZM84 102L82 101V104H84ZM152 102V103H153ZM158 103L159 102V98H158ZM156 102V104H157ZM167 102V103H168ZM188 102V101H187ZM10 103V104H11ZM91 103V102H90ZM94 103V101H93ZM92 103V105H93ZM151 103V102H149ZM176 103V102H175ZM174 103V104H175ZM186 102L183 101V104H185ZM255 103V102H254ZM258 103V102H257ZM4 104V103H2ZM9 104V102L7 103V105ZM75 104L77 105L78 103L75 102ZM81 104V105H82ZM98 104V103H97ZM105 104V103H104ZM166 104V103H165ZM239 104V103H238ZM256 104V103H255ZM73 105V103H72ZM80 105V104H79ZM85 105V104H84ZM95 105V104H94ZM152 105V104H151ZM159 105V104H157ZM4 106V105H3ZM11 106V105H10ZM71 107V105H69ZM83 106V105H82ZM98 106V105H97ZM101 106V105H100ZM154 105L151 106V109ZM162 106V105H161ZM168 106V104H167ZM176 106V104H175ZM183 106V105H182ZM2 107V106H1ZM12 107V106H11ZM69 107V108H70ZM78 107V106H77ZM75 107V108H77ZM105 108V106H103ZM107 107V110H109L108 106ZM130 107V106H129ZM173 107V108H172ZM69 108H64V112L63 114L61 115L62 116V120H66L67 118L68 120L65 121V122H62L61 119H59V123L61 122V124L65 123H69V124H74L75 122L77 124L80 123V121L82 122L83 120L85 121L86 125L89 124V123H92L93 120H91V116L88 115L86 116L85 114H88V110H86V112L84 113L85 117L87 118L88 117V121H89V118H90V121L89 123H87V119H85L83 116V114L80 113H77L76 114V111L71 107V109ZM82 109V107H80ZM102 108V107H101ZM158 109V106L156 107ZM166 107H164L165 109ZM246 108V107H245ZM7 109V108H5ZM56 109V108H55ZM59 109V108H58ZM80 109V110H81ZM94 110V108H91ZM90 109V110H91ZM123 109V107H122ZM161 109V108H160ZM182 109V108H181ZM4 110V109H3ZM79 110V109H78ZM89 110V111H90ZM92 110V111H93ZM96 110V109H95ZM94 110V111H95ZM127 109L124 108L123 111H125ZM133 110V109H132ZM153 110V109H152ZM162 110V111H161ZM159 110V113L160 111L161 112H166L165 110H163V108ZM5 111V110H4ZM22 111V110H21ZM63 111V110H62ZM85 111V110H84ZM91 111V112H92ZM112 111V110H111ZM114 111V110H113ZM128 111V110H127ZM126 111V112H127ZM134 111V110H133ZM155 111V110H153ZM229 111H232L231 113H228ZM56 112H58V110H56ZM55 111H54V114H57ZM61 112V110H60ZM80 112V111H79ZM97 111L93 112V113H96ZM121 112V111H119ZM157 112V111H156ZM175 112V113H176ZM18 113V112H17ZM22 113V112H20ZM30 113V112H29ZM52 113H53V109H52ZM51 113V114H52ZM59 113V112H58ZM62 113V112H61ZM130 113V112H129ZM155 113V112H154ZM228 113V114H227ZM19 114V113H18ZM60 114V113H59ZM100 114V113H99ZM122 114V113H121ZM120 114V115H121ZM130 114L133 115V112H131ZM163 114V113H162ZM168 114V113H166ZM20 115V114H19ZM23 115V114H21ZM94 115H97V114H94ZM119 115V116H120ZM124 115V114H123ZM122 115V117H123ZM127 114L125 113V116ZM157 115V114H156ZM164 115V114H163ZM170 115V114H168ZM167 115V116H168ZM3 117H1L0 119L4 118V116L6 115H2ZM101 116V114L98 116V118ZM129 116V114H128ZM128 116H126L128 118ZM165 116V117H167ZM22 116H18L16 118H10V119H6V120H2L0 122V130L2 128H5V129H9L10 127L12 128V126H14L15 124H18L19 120L21 119ZM54 117V116H53ZM58 117V115H57ZM56 117V119H57ZM97 117V116H96ZM103 117V116H102ZM100 117V118H102ZM118 117V116H117ZM23 118V117H22ZM70 118L73 119V121H70ZM109 118V117H108ZM142 118V117H141ZM93 119V118H92ZM96 118L94 117V120ZM114 119V118H113ZM122 119V118H121ZM120 119V120H121ZM161 119V118H160ZM52 120H54V118H52ZM61 120V121H60ZM97 120V119H96ZM119 119H117L118 121ZM131 120V119H130ZM130 120H128L127 122L128 125L130 126ZM165 120V119H164ZM87 121V122H86ZM98 121V120H97ZM97 121L93 122L95 123L93 126H95L97 123ZM108 120L106 119L105 122H107ZM124 120L122 119V122ZM21 122V121H20ZM57 122V121H56ZM79 122V123H78ZM111 122V121H110ZM108 121V123H110ZM120 122V121H119ZM75 123V124H76ZM92 123V124H93ZM103 123V122H102ZM114 123V122H113ZM121 123V122H120ZM165 123V122H164ZM74 124V125H75ZM81 124V123H80ZM83 124V123H82ZM90 124V126L92 125ZM124 124V123H123ZM167 124V122L165 123ZM171 124V123H170ZM19 125V124H18ZM64 125V124H63ZM62 125V126H63ZM84 124V126H86ZM100 125V124H99ZM99 125H96L95 127L99 126ZM112 125V124H111ZM115 125V124H113ZM119 126V124H117ZM174 125V124H173ZM68 126V124H67ZM70 126V125H69ZM84 126H82L84 128ZM89 126V127H90ZM93 126H91L93 128ZM110 126V125H109ZM109 126H105V127H108V129L106 131H101L102 133H99L98 136H95L92 138V140L90 141H86L88 144L90 143L92 145V147L96 146L97 147V144H98V147L102 144H104L103 142H106V141H109L111 140V143H113L114 141L116 142V144L122 142V137H123V132L122 134L120 132H117L118 130L122 129H118L116 131L117 128H113V127H109ZM132 126V125H131ZM153 126V125H152ZM171 126V125H170ZM81 127V126H80ZM81 127V129H82ZM88 127V128H89ZM94 127V128H95ZM101 127V126H99ZM104 127V128H105ZM115 127H117L115 125ZM121 127V126H120ZM123 127V126H122ZM128 127V126H127ZM126 127V128H127ZM167 128H169V126H166ZM70 128V127H69ZM76 127H73L72 130L74 131ZM87 128V127H86ZM93 128V129H94ZM102 127V129L100 130H103L104 129ZM132 128V127H131ZM157 128V127H156ZM164 128V127H163ZM166 128V129H167ZM64 129H67L66 126L64 127ZM79 129V131L81 130ZM90 129V130H89ZM88 130L90 132H92L93 130L91 128H89ZM152 129V130H151ZM150 130L147 129V133H143V132H138L139 130L138 129H133L132 130V134H138L139 139H142V140H149L150 138H152L151 140H153L154 142L151 143L152 145H148L147 147H152V149H154V158L153 160H158L160 159V155L162 158H164V163L165 165H168L170 167V171L172 169V165L176 164V168L178 172V174H180L179 176H177V180H178V185L180 188V191L178 190V193L175 192L174 190V186H172L171 184L168 183V181L166 180L167 182V185L168 186V190L166 191H162L163 192V197L165 198L166 202H167V205L168 206H171L173 207L174 209V215L176 217H178L181 221H182V224H183V228H180L179 232L177 233V235L179 234V236L181 235V239L179 241H177L176 243H173V244H169V240H168V237H167V233L163 230V227H162V223L161 224H158V223H155L154 227H152L151 225H146V222H148V219L147 221L143 224V226L141 225L140 226V222L139 220L143 217L142 214H144L145 211V205H144V202L147 200V195L149 194V191H151V188L149 187H145L144 186V191L142 190H138L140 193L139 197H138V193L136 194V190L137 189H134V187H132L134 184H127V182H121L120 183H117L115 184V181H112L111 183H113L114 185L109 187V189L107 188V186L105 185V188L101 189V192H104V194H102L99 198L100 200L104 203L106 200L111 202V199L115 202L112 201L111 205L109 206V209H110V212L112 211V214L110 213H104L101 215V212H99L96 217L95 215L93 216V212H91V210L93 211L94 209H92V204L89 205V200L90 198H86L88 199V202H87V206H85V202L87 201L85 199V202L83 203V200H81L82 196H84V194L86 192H84L82 194V196L79 198L80 200H78V204L77 203H74L75 201L71 202L69 200V194L66 192L62 193V192H59L57 191L58 193L55 194L53 197H51V199L53 198L55 201H54V204H52V206L54 205L55 209L50 211L49 209H46V212H45V209L44 214H41L44 216V218H38L37 219V222H39V228L37 227V234L36 236L40 237L42 239V244H45L47 246H44L43 248L44 251L47 249V250H51L52 252H54V254H57V255H61V258L63 257L64 261H65V264H223V260H217L218 258H216V254L214 253L215 249L213 247V240L212 237H211V240H209V235L207 236L206 234V231L205 229H203V227L201 226L200 222H203L204 221V218L203 216H201V212H205V215L207 214V218H210L212 216H209L210 213H211V207L213 206H209L207 205L210 201L209 198V192L207 193V191H205L206 189L204 187H200L197 182H195V180H190V175H189V172H187V166L185 168V163H186V159L183 161L182 159V156L181 154H179V152H177V150L175 149V147H173L174 143L169 141L170 139H168L166 137V135H161L160 133L163 134V132L160 131V133H156V131H154V128H151ZM165 129V130H166ZM3 130V129H2ZM87 129H82V131L84 133H89ZM92 130V131H91ZM217 130H220L219 132H217ZM9 131V130H8ZM64 131V130H63ZM82 132V133H83ZM109 132V133H108ZM129 132V131H128ZM131 132V130H130ZM169 132V131H167ZM51 133V132H49ZM48 131L46 134H49ZM72 133V132H70ZM69 132L67 134H70ZM81 133V132H79ZM107 133V136L105 135ZM172 133V132H170ZM174 133V134H175ZM74 134V133H73ZM78 134V133H77ZM114 134H117V136H115ZM125 134V133H124ZM130 134V133H129ZM127 134V135H129ZM148 134V135H147ZM45 135V134H44ZM43 135V136H44ZM52 135V134H50ZM49 135L50 138H52L53 136L55 135H52V137ZM72 135V134H71ZM81 135V134H79ZM87 136L89 134H86ZM85 135V137H86ZM47 136V135H46ZM83 136V135H82ZM126 136V135H125ZM129 136H132L131 134ZM175 136V135H174ZM191 136V137H190ZM48 137V136H47ZM48 137V138H49ZM76 137V135H75ZM107 137V138H106ZM115 137L117 139H115ZM54 138V137H53ZM81 138V136H80ZM89 138V137H88ZM191 138V139H189ZM55 139V138H54ZM85 139V138H84ZM83 139V140H84ZM80 140V139H79ZM82 140V141H83ZM50 141V140H49ZM113 141V142H112ZM135 141V140H134ZM52 142V141H50ZM50 142H48L50 144ZM71 143H73L72 145H75L77 143H75L74 141H70ZM78 142H81L78 141ZM114 142V143H115ZM59 143V142H58ZM58 143H55L58 144ZM75 143V144H74ZM82 143V142H81ZM109 143V142H108ZM110 143V145H111ZM146 143V142H145ZM144 143V144H145ZM173 143V144H172ZM84 144V143H83ZM60 145V144H58ZM147 145V144H146ZM146 145H142L144 147L141 146V148H139L141 151L145 150V147ZM195 145V144H194ZM90 146V145H89ZM176 146V144H175ZM190 146H193V145H190ZM260 146H263V145H260ZM52 147V146H51ZM58 147V146H57ZM62 147V146H61ZM60 147V148H61ZM64 147V146H63ZM91 147V146H90ZM128 147V146H127ZM129 147H132L131 145ZM128 147V148H129ZM146 147V150L148 149ZM177 147V146H176ZM255 147H259V146H255ZM54 148V147H53ZM178 148V147H177ZM59 149V147H58ZM57 149V150H58ZM82 149V148H79V150ZM131 149V148H130ZM129 149V150H130ZM190 149V148H189ZM223 149H226L227 151H222ZM96 150V149H95ZM126 150V149H125ZM192 150V149H191ZM13 151V150H12ZM83 151V150H82ZM147 151H150L149 149ZM146 151V153H147ZM189 151V150H188ZM9 152V150H8ZM15 152V151H14ZM12 152V153H14ZM88 152V151H86ZM85 152V153H86ZM127 152V150H126ZM144 152V151H143ZM183 152V151H182ZM187 152V151H185ZM4 153H7L6 151H4ZM3 153V154H4ZM78 153V152H77ZM82 153V152H81ZM189 153V152H188ZM2 154V152L0 153ZM18 154V153H17ZM125 154V153H124ZM5 155V154H4ZM49 155V154H48ZM60 155V154H59ZM77 155V154H76ZM80 155V154H79ZM78 155V156H79ZM125 155H128L129 154H125ZM14 156V155H13ZM77 156V157H78ZM85 156V155H84ZM141 156V155H140ZM46 157V156H44ZM43 157V158H44ZM52 157V156H51ZM73 157V156H72ZM80 157V156H79ZM78 157V158H79ZM150 157V156H149ZM187 157V156H185ZM49 158V157H48ZM47 158V159H48ZM66 158H69L68 156ZM74 158V157H73ZM81 158V157H80ZM84 158V157H83ZM82 158V160H83ZM139 158V156H138ZM146 158V156H145ZM51 159V158H49ZM61 159V158H59ZM75 159V158H74ZM105 159V158H103ZM122 159V158H121ZM142 159V157L140 158ZM40 160V159H39ZM149 160V159H148ZM38 161V160H37ZM44 161V159H43ZM104 161V160H103ZM137 161V160H136ZM188 161V160H187ZM191 161V160H190ZM55 162V161H54ZM77 162V161H76ZM119 162V161H118ZM132 162V161H131ZM155 162V163H154ZM152 163L154 164H157L156 161H154ZM159 162V161H157ZM161 162V161H160ZM4 163V162H3ZM73 163V162H72ZM96 163V162H95ZM100 163V162H99ZM126 163V162H124ZM133 163V162H132ZM132 163L130 164V167H132ZM135 163V162H134ZM133 163V164H134ZM140 163V161H139ZM137 162V164H139ZM146 160L144 162V164H142L143 166L146 167V164L149 165L148 163H146ZM151 163V164H152ZM5 164V163H4ZM41 164V163H40ZM50 164V163H49ZM56 164V163H55ZM59 164V163H58ZM120 164V163H119ZM136 164V163H135ZM150 164V165H151ZM160 164V163H158ZM157 164V167L159 166ZM1 165V164H0ZM84 164L81 163V165L75 163V165H73V171H75V178H77L78 176L81 177V178H84L82 177L84 175V168L81 167L83 166ZM106 165V164H105ZM117 165V164H116ZM122 165V164H121ZM161 165V164H160ZM187 165V163H186ZM219 165V166H218ZM14 166V164H13ZM63 166V165H62ZM108 166V165H107ZM156 166V165H155ZM155 166H153L152 164V171L155 172L154 174H156L158 172V169H155ZM167 166V167H168ZM49 167V165H48ZM51 167V166H50ZM61 167V166H60ZM67 167V166H66ZM88 167V165H87ZM101 168V166H99ZM112 167V166H111ZM129 167V168H130ZM139 167V165L137 166ZM160 167V166H159ZM41 169V167H39ZM47 168V166H46ZM89 168V167H88ZM96 168V167H95ZM94 168V169H95ZM128 169V171L132 170V169ZM193 168V167H192ZM38 169V168H37ZM55 169V167H54ZM92 169V170H94ZM115 169V168H114ZM140 170L143 169V167L141 166L139 168ZM139 169L136 168V165L135 167H133V171L131 172H134V178L136 180H139L141 181L142 178L137 174L139 172ZM148 169V168H147ZM150 169V170H151ZM161 169V167H160ZM245 169H254L257 173L254 175H247V176H243V177H240L238 179H233L234 178V174L235 172H239V171H242V170H245ZM11 170V167L9 165H1L0 166V186L4 188H6V182L4 181L5 178H8V173L9 171ZM39 170V169H38ZM43 170V168H42ZM45 170V168H44ZM43 170V171H44ZM69 170V169H68ZM83 170V171H82ZM92 170L89 172L92 173ZM97 171V169H95ZM99 171L101 169H98ZM113 170V169H112ZM148 170V171H150ZM95 171V172H96ZM110 171V169H109ZM168 171V170H167ZM166 171V172H167ZM182 171V173H181ZM23 172V171H22ZM42 172V171H40ZM51 172V170H50ZM63 173V171H61ZM66 171H64L65 173ZM142 172V171H141ZM169 172V171H168ZM174 172V171H173ZM67 173V172H66ZM65 173V174H66ZM108 173V172H107ZM111 173V172H109ZM170 173V172H169ZM176 173V172H175ZM255 173V172H254ZM26 174V173H25ZM30 174V173H29ZM36 174H41V173H36ZM57 174V173H54V175ZM64 174V175H65ZM69 175V173H67ZM67 174L62 177L61 176H58V177H62L66 180V178L68 179V177L70 176H67ZM96 176H97V173H95ZM94 174V175H95ZM100 174V173H99ZM163 174V173H162ZM172 174V173H171ZM34 175V174H33ZM40 176V178H44V174L42 173ZM47 175V174H46ZM93 175V174H92ZM101 175V174H100ZM111 175V174H110ZM157 175V174H156ZM173 175V174H172ZM24 176V175H23ZM32 176V174H31ZM36 176V175H35ZM56 176V175H55ZM102 176V175H101ZM161 176V175H160ZM165 176V174H164ZM167 176V175H166ZM26 177V176H25ZM47 177V176H46ZM53 177V176H52ZM57 179L59 180L60 178ZM74 177V175H73ZM78 177V178H79ZM90 177L91 179V175L88 176ZM117 177V176H116ZM128 177V176H127ZM171 180L173 179V176L171 177V175L168 176ZM15 178V177H14ZM18 178V176H17ZM27 178V177H26ZM30 178V177H29ZM49 179V177H47ZM54 178V177H53ZM56 178V177H55ZM54 178V179H55ZM70 178V177H69ZM87 178V177H86ZM112 179V176L110 177ZM119 177H117L118 179ZM125 178V177H124ZM159 178V177H157ZM162 178V176H161ZM10 179V178H9ZM7 179V181L9 180ZM19 179V178H18ZM28 179V178H27ZM39 179V178H38ZM120 179V178H119ZM123 179V178H122ZM131 179V178H130ZM166 179V178H165ZM43 180V179H42ZM47 180V179H46ZM45 178L43 181H45ZM61 181H57V183L63 185L64 189L65 190H68L67 188V185L65 183H67V181H70L71 179L67 180V181H63V179H60ZM86 180V179H85ZM94 179L92 178V181ZM105 180V179H104ZM107 180V179H106ZM174 180L176 179H173V183H176V181L174 182ZM40 181V180H38ZM51 180H49V183H50ZM80 181V180H79ZM103 181V180H102ZM124 181V180H123ZM143 181V180H142ZM42 183V181H40ZM74 182H75V179H74ZM78 182V181H77ZM83 182V181H82ZM91 182V181H90ZM95 181H93L94 183ZM106 182V181H105ZM134 182V181H132ZM165 182V183H166ZM205 182H207V180H205ZM35 183V182H34ZM40 183V184H41ZM70 183H73L72 180ZM89 183V182H88ZM97 183V182H96ZM99 183V181H98ZM104 183V182H103ZM172 183V184H173ZM15 184V183H14ZM21 184V183H20ZM30 184V183H29ZM32 184V183H31ZM30 184V185H31ZM39 184V183H38ZM37 184V185H38ZM45 184H48V183H43V185ZM56 184V183H55ZM65 184V185H64ZM80 184V182H79ZM91 184V183H90ZM139 184V183H138ZM137 184V185H138ZM25 185V184H23ZM42 185V184H41ZM54 185V184H53ZM86 185L83 184V186ZM103 185V184H102ZM141 185V184H140ZM158 185V184H157ZM160 185V184H159ZM163 185V184H162ZM9 186V185H8ZM12 186V185H11ZM21 186V185H20ZM29 186V185H28ZM27 186V187H28ZM49 186V185H48ZM47 186V187H48ZM55 186V185H54ZM75 186V185H74ZM73 186V187H74ZM82 186V185H81ZM82 186V187H83ZM96 186V185H95ZM98 186V185H97ZM149 186V185H148ZM177 186V185H176ZM15 188L18 186H14ZM41 187V186H40ZM46 189L48 190L49 187ZM56 187V186H55ZM59 187V186H58ZM62 187V186H61ZM76 187V186H75ZM79 187V186H78ZM90 187V186H89ZM88 187V188H89ZM92 187V186H91ZM100 187V186H99ZM13 188V187H12ZM14 188V190H15ZM22 188V187H21ZM24 188V186H23ZM33 188V187H32ZM37 189V186L34 187ZM45 188V187H44ZM52 188V187H51ZM51 188L49 189V191L51 190ZM71 188V187H69ZM84 188V187H83ZM87 188V189H88ZM1 189V188H0ZM2 189V190H3ZM41 189V188H40ZM56 189V188H55ZM73 189V188H72ZM160 189V188H159ZM1 190V191H2ZM12 189V192L14 191ZM19 190V189H17ZM76 189L74 188L72 192H74ZM90 190V189H89ZM95 190V189H94ZM93 190V191H94ZM149 190V191H148ZM4 191H2V194H4ZM7 191V190H6ZM5 191V195L9 196L8 192ZM10 191V190H8ZM16 191V190H15ZM39 188L38 190L36 191V193L38 192L39 193ZM47 191V192H49ZM52 191V190H51ZM62 191V190H60ZM84 191V190H83ZM87 191V190H86ZM96 191V190H95ZM99 190H97L98 192ZM153 192H155L154 190H152ZM212 191V192H213ZM11 192V193H12ZM18 192V191H17ZM20 192H23L19 190V193ZM40 192H43V191H40ZM46 192V193H47ZM69 192V191H68ZM89 192H92V191H89ZM219 192H221L222 194H220ZM7 193V194H6ZM25 193V191L23 192ZM80 193V192H79ZM158 193V192H157ZM155 193V194H157ZM176 193V194H175ZM214 193V192H213ZM16 194V192H15ZM45 195V192L43 193ZM47 194H50L47 193ZM75 194V193H74ZM90 194V193H89ZM95 194V193H94ZM160 194V193H159ZM158 194V195H159ZM13 194H11L12 196ZM37 195V194H35ZM41 195V194H39ZM38 195V196H39ZM52 195V194H51ZM72 195V194H71ZM70 195V196H71ZM88 195V194H87ZM90 195H93V194H90ZM89 195V196H90ZM211 195V194H210ZM216 195V194H214ZM10 196V197H11ZM79 196V194H78ZM94 196V195H93ZM97 196V195H96ZM20 197V196H19ZM22 197V196H21ZM44 197V196H42ZM161 198V196H159ZM8 198V197H7ZM5 197V199H7ZM13 198V196H12ZM16 197H14L15 199V202H16ZM38 198V197H37ZM50 199V197H48ZM150 198V197H148ZM179 198V199H178ZM183 198V199H182ZM45 199H46V195H45ZM92 199V198H91ZM146 199V200H145ZM153 199V198H152ZM159 199V198H158ZM182 199L183 200V204H182V207H178V200ZM212 199V198H210ZM219 199V198H217ZM219 199V200H221ZM9 200V198L7 199ZM11 200V199H10ZM21 201L24 202V200H22L20 198ZM42 200V199H40ZM44 200V199H43ZM77 200V199H75ZM99 200V199H98ZM145 200V201H144ZM162 200V199H161ZM11 201H13L12 203H14V200L12 199ZM34 201V200H33ZM46 203L51 201V200H44ZM82 202L83 204H81L80 202ZM117 201H121L122 203V207L120 205H117L118 202ZM149 201V200H148ZM154 201V200H153ZM164 201V200H163ZM9 202V201H8ZM35 202V201H34ZM42 202V201H41ZM151 202V201H150ZM159 202V201H158ZM19 203V201H18ZM43 203V202H42ZM51 203V202H50ZM94 203H96L94 201ZM93 203V204H94ZM100 203V202H99ZM149 203V202H147ZM160 203V202H159ZM216 203V202H215ZM24 204V203H22ZM30 204V203H29ZM39 204V203H38ZM44 204V203H43ZM42 204V205H43ZM18 205V204H17ZM41 205V206H42ZM48 205V204H46ZM45 205V207H46ZM84 205V206H83ZM22 207L24 205H21ZM20 206V207H21ZM38 206V205H37ZM91 206V207H90ZM103 206V205H102ZM101 206V207H102ZM19 209H22L20 208ZM26 207V206H25ZM44 207V208H45ZM97 207V206H96ZM100 207V208H101ZM107 207V206H106ZM125 207V208H123ZM156 207V206H154ZM183 207L186 209H184V211H186V213H184L183 211H181L183 209ZM43 208V207H42ZM48 208V207H47ZM91 208V209H90ZM98 208V207H97ZM99 208V209H100ZM105 208V207H104ZM168 208V207H167ZM39 209V207L37 208V210ZM41 209V208H40ZM170 209V208H169ZM214 209V208H213ZM220 209V208H219ZM41 210V211H43ZM98 210V209H97ZM103 210V209H102ZM105 210V209H104ZM158 210V209H157ZM161 211V210H160ZM159 213H163V212H160ZM213 211V210H212ZM40 212V211H39ZM148 212V211H147ZM146 212V214H147ZM153 212V211H152ZM214 212V211H213ZM221 213V211H219ZM12 213V212H11ZM16 213V212H15ZM95 213V212H94ZM159 213L157 214L155 212V215H159ZM34 214V213H33ZM38 214V213H37ZM149 214V213H148ZM147 214V215H148ZM166 214V212H165ZM215 214V213H214ZM217 214V213H216ZM13 215V213H12ZM40 215V214H39ZM38 215V216H39ZM11 216V215H10ZM8 216V217H10ZM95 217L94 219H96L95 223L92 222V217ZM150 216V214H149ZM171 216V215H170ZM169 216V217H170ZM217 216V215H216ZM4 217V216H2ZM7 219H10L8 218L7 216H5ZM4 217V218H5ZM103 218V221L104 223L102 222V219ZM157 217V216H156ZM159 217V216H158ZM157 217V218H158ZM161 217V216H160ZM172 217V216H171ZM170 217V219H172ZM3 218V219H4ZM23 218V217H22ZM113 218V219H112ZM149 218V217H148ZM156 218V220H158ZM167 217H165L164 219H166ZM16 219V218H15ZM112 219V220H111ZM216 219V218H215ZM25 220L27 221V219H24V224H25ZM50 220V221H49ZM52 220V221H51ZM100 220V221H99ZM145 220V219H144ZM160 220V219H159ZM209 220V219H208ZM207 220V223L211 226L212 224H210V222ZM0 221H1V216H0ZM9 221V220H8ZM22 221V220H21ZM142 221V220H141ZM152 221V220H151ZM171 221H174V220H171ZM180 221V222H181ZM2 222V221H1ZM31 222V221H30ZM98 222L101 224H98ZM154 222V221H152ZM156 222V221H155ZM161 222V221H160ZM163 222V221H162ZM205 222V221H204ZM203 222V223H204ZM212 222V221H211ZM223 222V221H222ZM6 223H7V220H6ZM10 224V222H8ZM7 223V224H8ZM32 223H33V220H32ZM42 223V224H41ZM108 223L110 225H112V229L110 230V227L108 226ZM216 223V222H215ZM4 224V223H3ZM21 224V223H20ZM34 224V223H33ZM153 224V223H151ZM175 224V223H174ZM200 224V225H198ZM207 224V225H208ZM218 224V222H217ZM32 225V224H31ZM30 225V226H31ZM28 226V225H27ZM49 226L53 227L54 230H52V228L49 230ZM177 226V225H176ZM175 226V227H176ZM201 226V227H200ZM2 225L0 226V229H1ZM46 227V229H45ZM48 227V228H47ZM169 227V226H168ZM198 227L200 229H198ZM208 227V226H207ZM225 227V226H224ZM7 228V227H5ZM4 228V229H5ZM170 228V227H169ZM212 229V226L210 227ZM214 228V226H213ZM18 229V228H17ZM30 229V228H29ZM32 229V227H31ZM208 229V228H207ZM219 229V228H218ZM16 230V228H15ZM134 230H138L139 232V239L138 240H128V239H125L123 236H122V232H126V231H134ZM167 230V228H166ZM176 230V229H175ZM217 230V229H216ZM2 231V230H1ZM27 229H26V233H27ZM168 231V230H167ZM171 231V229H170ZM3 232V231H2ZM8 232V231H7ZM23 232V231H22ZM31 232V230H30ZM27 233V235H29V233ZM47 232V235H45L44 233ZM211 231L208 230L207 233H210ZM24 233V232H23ZM170 233V232H169ZM187 235V238H184L183 236ZM212 233V232H211ZM32 234V233H31ZM171 234H173L171 232ZM170 234V235H171ZM176 234V233H175ZM188 234H189V238H188ZM220 234V233H219ZM218 234V235H219ZM229 234V233H228ZM227 234V235H228ZM10 235V234H9ZM18 235V234H17ZM20 235V234H19ZM23 235V234H22ZM26 235V236H27ZM176 235V236H177ZM225 235V234H224ZM32 236H35V235H32ZM35 238L37 239L38 237ZM178 236V237H179ZM211 236V235H210ZM15 237V236H14ZM6 238V237H4ZM3 238V239H4ZM28 238V237H27ZM32 238V237H30ZM226 238V237H225ZM9 239V238H7ZM34 240V238H32ZM35 239V240H36ZM39 239V238H38ZM37 239V240H38ZM198 239V240H197ZM26 240V238H25ZM28 240L30 241V239L28 238ZM34 240V241H35ZM36 240V241H37ZM194 242H193V241ZM199 240H202V241H205L207 242L206 245H208V249H209V252L207 251H204L203 248H201V242ZM224 240V239H223ZM226 241V240H225ZM20 242V241H19ZM193 242V243H192ZM216 242V241H215ZM38 243V242H37ZM40 243V244H41ZM192 243V246L195 250V247H196V252L194 250L191 249V247L189 248V245L188 244H191ZM18 244V243H17ZM34 244V243H33ZM31 244V246H34L35 245V249L37 248V244ZM29 245V244H28ZM27 245V246H28ZM205 245V247H206ZM19 246V245H18ZM25 246V244H24ZM191 246V245H190ZM22 247V246H21ZM41 248V247H40ZM39 248V249H40ZM24 248L22 247V250ZM28 249V248H27ZM32 249V248H31ZM31 249H29L31 251ZM38 249V250H39ZM42 249V248H41ZM40 249V250H41ZM214 249V251H213ZM218 249V248H217ZM229 250V248H227ZM3 247L0 248V264H43V261L42 258H41V255H37V257L41 258V260H37V263L36 260L34 262V260H29L30 258H22L20 256H7V255H4V251H3ZM46 250V251H47ZM6 251V250H5ZM25 251V250H24ZM33 251V249H32ZM11 252V251H10ZM21 253H24V252H21ZM36 253V252H35ZM35 253H33L34 255H36ZM51 253V252H50ZM215 255H214V254ZM45 254V253H44ZM219 254V252H218ZM26 255V254H25ZM29 256V255H28ZM228 257V256H227ZM39 258V259H40ZM221 258V257H220ZM45 259H48L47 257ZM60 261V260H59ZM226 261V260H225ZM53 262V261H52ZM48 263V261H47ZM64 263V262H63ZM62 263V264H63ZM228 263V262H227ZM49 264H50V261H49ZM61 264V263H60Z\"/></svg>", "mask_w": 264, "mask_h": 264}, {"label": "water", "instance_id": "3", "mask_svg": "<svg viewBox=\"0 0 264 264\" xmlns=\"http://www.w3.org/2000/svg\"><path fill=\"white\" fill-rule=\"evenodd\" d=\"M239 129L242 140L247 142L249 145H264V112L255 114L252 119L241 125Z\"/></svg>", "mask_w": 264, "mask_h": 264}]
</instances>
